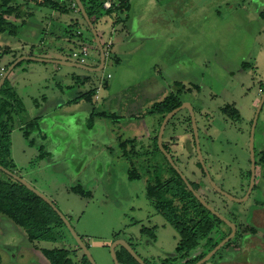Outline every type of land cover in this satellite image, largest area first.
Instances as JSON below:
<instances>
[{
  "label": "rangeland",
  "instance_id": "rangeland-1",
  "mask_svg": "<svg viewBox=\"0 0 264 264\" xmlns=\"http://www.w3.org/2000/svg\"><path fill=\"white\" fill-rule=\"evenodd\" d=\"M40 1L16 0L13 3L12 6H20L22 10L19 14L21 21H15L19 25L14 32L10 27L0 32V49L18 45L14 42L24 44V41H30L37 45L32 49L24 48L27 52L36 53L38 46L48 49L53 56L61 53L56 51L58 39L51 44L48 40L52 35L45 39L44 30L39 27L35 33L30 30L32 23L41 24L43 21L42 17L30 15L28 11L29 7L35 9ZM127 1L129 10L125 12L127 19L123 25L130 37L126 41L121 37L120 26L117 32L112 33L110 41L113 44L104 46L107 54L101 70L86 72L75 67L31 60H21L14 67L7 79L16 84L27 113L22 118L15 117L12 128L0 130V136L5 135L8 148L6 169L22 177L57 206L69 219L96 264H113L110 246L115 237L127 240L149 264H159L174 253L178 236L169 225L163 226V218L155 212L146 195L145 171L152 169L139 158L140 143L148 141L150 147L147 150L157 155L153 139L160 120L159 115L149 113V106L174 92L181 99H187L194 109L199 107L200 114L196 111L195 118L199 129L206 130L199 131L198 136L205 166L217 187L230 196L238 197L243 190V185L239 188L241 176L246 179L250 170V121L255 116L262 94L260 90L264 86V2ZM68 4L71 6L70 0ZM15 14L13 10V14L3 17L12 23ZM77 15L78 28L69 23L62 26L53 20L68 37L74 39L69 44L62 38V47L65 48L62 56L75 61L72 51L80 52L84 46L88 50L86 64L95 66L99 54L93 35L81 14ZM111 21L109 16H103L94 22V27L102 31L103 27L111 25ZM77 30L82 34H76ZM15 32L16 36H13ZM98 35L101 40L105 39L101 33ZM10 55L0 54V73L7 67ZM110 56L112 64L108 62ZM14 76H17V82L11 79ZM76 79L79 80L77 83ZM96 87H99L98 99L94 96L90 101L78 98L76 103L65 107V114L59 111L46 116L41 114L51 111L60 101L76 97L77 89L96 91ZM233 106L242 117L239 124L231 121L230 109L228 113L224 110ZM135 110L139 113L138 119L132 117ZM95 112H104V115L101 117ZM204 112L205 117L201 115ZM187 114L183 109L176 116ZM174 119L171 118L170 122ZM170 122L165 128L164 138L169 132ZM256 125L253 150L258 181L259 149L262 138L264 140V132L261 133L264 131V103ZM179 136L184 137L189 148L181 143L170 150L171 154L179 156L185 164H193L197 158L192 153L188 155L193 149L191 135L187 132L179 133ZM123 141H127L124 148L120 146ZM124 151L126 156L122 155ZM211 153L217 154L218 161L209 156ZM160 157V154L156 156L159 160ZM216 163L219 170L210 166ZM132 169L138 177L129 172ZM0 180L21 193H27L1 171ZM73 185H81L80 188L91 192V196L72 193L70 188ZM221 199L228 207L240 209L250 205V202L241 204L224 196ZM219 211L232 218L227 209L219 208ZM134 220L140 221L139 226L141 223L148 225V222L157 225L156 238L135 236L138 226L132 225ZM6 224L10 225V235H7ZM62 226L55 227L58 237L54 242L30 244L23 239L21 245H16L23 231L16 225L13 230L12 222L0 214V255H3V262L50 264L41 250L58 248L67 250L76 264L82 252L67 228ZM224 231L227 232L225 227ZM203 251L206 249L198 253ZM119 252L120 247H116L115 253ZM219 254L220 251L215 257ZM4 255L9 256L10 263L6 262L8 258ZM188 256L191 259L194 254Z\"/></svg>",
  "mask_w": 264,
  "mask_h": 264
},
{
  "label": "flooded vegetation",
  "instance_id": "flooded-vegetation-1",
  "mask_svg": "<svg viewBox=\"0 0 264 264\" xmlns=\"http://www.w3.org/2000/svg\"><path fill=\"white\" fill-rule=\"evenodd\" d=\"M65 2H66L65 3L66 8H65L64 13H66L68 11L70 12L71 10H75L77 12V14L80 15V12L77 9V6L75 5V3H71V6H70V4H68L67 0H65ZM103 7H105V6L103 5ZM21 12H22V10H21ZM99 13H100V11H99ZM90 19H91V17H90ZM94 21L95 20L92 21L93 24H94ZM100 41L102 43L103 49H104V46L110 47L112 44L111 41L109 42V44H107L106 43L107 39H104V40L100 39ZM104 53H105V57H106L107 50L104 49ZM111 60H113V58H111ZM75 61L79 62L76 59H75ZM115 61H117V59ZM79 63H81V62H79ZM82 63L86 64V60ZM4 71H5V68L2 69V73ZM83 71H85V70H83ZM86 72H88V71H86ZM2 73H0V76L2 75ZM109 76H110V74H107V77H109ZM9 85L13 89H15L14 86L10 83V80H9ZM98 90H99V87H96V91H94V93H93V96L95 99H98V97H99L97 94ZM160 90H161V88H160ZM180 90H177V92L179 93ZM263 90H264V88L262 87V89L260 91L262 92ZM89 91L90 90H88L86 92H89ZM86 92H83L82 94H84ZM187 92H188V90H187ZM16 93H17V91H16ZM164 97H166V96H164ZM163 98H161L159 100H155L152 103L160 102L163 100ZM178 98L180 99V103L177 106H180L182 104V102H189L187 99H181L180 96H178ZM177 106H174V107H177ZM256 108H257V106H256ZM183 109L187 110L188 114L184 115V116L183 115L176 116V114ZM183 109H180L179 111L176 112V114H174L171 117V118H175L172 122H170L171 118L167 121V123L165 124V127L163 129V134H162V138H161V145H162L163 149L167 152V154L170 156L172 162H170L167 159V157L163 154V152L161 151L160 147L157 144L158 131L156 132V135H155L153 140H154V150H156V154L161 155L160 160L156 158L157 155L154 156L153 155L154 153L151 154L150 151L147 150V148L150 147V144H148L149 143L148 141H147V143L146 142L140 143L139 158L142 160V163L144 165H146V167H148V168L151 167V169H152L151 171L150 170L145 171L146 175H147L146 185H145L147 198L149 199V201H151V203L155 209V212L163 218V220H164L163 226L165 227L166 225H169V227H171L178 236L177 243H176L175 248H174V253L172 255H169V256L163 258L161 260V263H159V264H194L198 260L203 258L210 250H212L222 239H224L226 236H228L231 232V228L229 227V225H226L222 220H220L216 215H214V213L209 211L207 209V207L202 204L200 199H198L193 194L192 190H190V188L186 185L181 174L186 178V181L191 185L193 191H195L199 195V197L203 201H205V203H207L211 208H213L214 211L221 214V212L219 211V208H222L223 210L227 209V211H229L232 218H227L223 214H221V215H223L226 219H228L234 225L233 237L230 238L223 246H221V248L218 249L210 257V259L203 262L202 264H217L219 262V259L223 255H225V251L228 249L232 250V255H233L232 259L234 258L235 264H263L264 263V256H261L262 253H264V140H263V138L261 140L262 147L259 149V168H260L259 173L260 174L258 176L259 177L258 181H257V174L255 171L256 170V167H255L256 161H255L254 178H253V184L251 186V189L249 190L250 182H251V174H252L251 163H250V170L248 171V174H246L247 178L243 179V176H241L240 184H239V188L241 185H243V190H241L242 192L238 197L242 198L243 196H245L246 193H248V197H247L246 201L242 202V203H249L250 202V205L243 206L240 209L234 208L233 206L228 207L227 205H225V203L221 199V198H223V196L224 197H226V196L223 195L220 191H218L217 189H215L211 185L210 180H209V179H211V177L209 175V170L205 166L204 161H203V163H204V166L206 168V171L204 170V168L202 167V165L200 164V162L198 160L196 148H195V139H194V134H193V129H192L190 113H189V110L187 107H184ZM192 109L194 111V114L196 113V111L200 114L199 107L197 109H194L192 106ZM228 109H230V111L232 113L231 121L233 123L238 122L237 124H239V122L241 123L242 117L240 116L238 109L234 106L232 108H228V107L224 108V110L226 112ZM205 113L206 112H204V115L203 114H201V115L205 117L206 116ZM24 114H25V111L22 113L20 118H22L24 116ZM152 115H157V116L159 115L160 116L159 117L160 120L158 122V130H159V126L161 124V121H162L164 115L161 116L158 113L152 114ZM257 118H258V116H257ZM205 121H206V119H205ZM169 122H170L169 129H168L169 132H168L166 138H164L163 135L165 132V128ZM256 122H257V119H256ZM256 122H255L254 130H253V145H254L255 128L257 126ZM252 124H253V119L250 121V125H252ZM196 126H197V135L198 136L200 134L199 131H201V133L206 132L205 128L204 129L202 128L201 130L199 129L197 121H196ZM250 130H251V128H250ZM174 131L177 132V134H175ZM239 131H240V128H239ZM187 132H188V134L191 135V139L193 142V149L189 150L188 155L190 153H192V154H194V158L195 157L197 158V161L194 159L193 164L192 163L191 164L190 163L185 164V162L181 161L179 156L174 157L171 154L172 148L181 144V143L184 147L189 148V143H187V141L184 139V137L180 138V136H179V133L182 134V133H187ZM263 132L264 131L261 130V133H263ZM250 133H251V131L249 132V143H250ZM198 142H199V138H198ZM125 143H126V141H125ZM209 156L214 158V161H218L217 154L211 153V155L209 154ZM175 166L177 167L178 170L175 168ZM181 166L185 169L186 172L181 168ZM188 166H191V168H189ZM210 166H215V169L219 170L217 163L214 165L211 164ZM2 167L6 169V167H4V166H2ZM1 171L4 172L3 170H1ZM8 171H10V170H8ZM10 172H13V171H10ZM4 173H6V172H4ZM6 174L8 176H10L12 179H14L16 182L20 183L18 180L13 178L10 174H8V173H6ZM14 174H16V173H14ZM17 176H19V175H17ZM133 177H134V175H133ZM20 178H22V177H20ZM174 181L179 182L180 187H181L180 189L182 191V195L173 194V191H174L173 182ZM20 184H22V183H20ZM80 186L81 185H73V186H71L72 188H70V190L74 194L90 197L91 192L83 191L80 188ZM211 186L213 187V189H211ZM148 187H149V190H150V188H153L152 192L154 193V196L151 197L150 195H148ZM219 189H221V188H219ZM183 194H184V197H183ZM251 198H252V200L249 201ZM155 203H158V204L155 206ZM217 206L219 208H217ZM162 207L169 210V211L175 212L176 217L182 221L179 220L178 225L171 223L164 216L163 212L161 211ZM0 214L12 222L13 230L15 229L14 226L16 225L21 229V231H23V234H19V235H21V240H20V242H17L16 245H21L20 243H22L23 239H26L28 242H30V244L31 243L33 244L36 242H41V241L48 242V241L42 240V239L30 238L27 235V232L24 229V227L19 225V223H17L15 220L3 215L2 213H0ZM58 217L60 218L59 215H58ZM61 221H62V219H61ZM68 221H69V219H68ZM139 222L140 221H136V220L131 222L133 226H138V229H136V233H134L135 236L143 235V236H146L148 238L150 237L151 239H155L158 226L155 224H151L149 222H148V225L141 223L139 226V224H138ZM62 223H63V221H62ZM208 223H210V225H211L209 230H207V224ZM62 225H59V226L66 227L64 223ZM224 227L227 229V232L224 231ZM6 229L8 230L7 235L8 234L10 235L12 232L10 233L11 228H10L9 224H6ZM11 236H13V235H11ZM114 239L115 240L113 241L112 244L117 242L115 247H114V252H115L116 247H120L119 254L115 253L119 264H129V263L130 264H142V263L143 264H149L148 260L143 259L141 256H139L133 250V248L131 247V244L127 240L125 241L123 239H118V237H115ZM120 240L125 242L131 248V250L142 261V263L139 262V260L136 259L128 251V249L125 246H123L121 243H118V241H120ZM50 242H54V241H50ZM137 242H138V240H137ZM192 242H194L193 246H192ZM76 244H77V242H76ZM181 244L183 245V247L181 246ZM84 245H85V243H84ZM79 248H80V246H79ZM52 249H42L41 250L42 255L46 258V260L49 263H50V261L47 259L44 251L52 250ZM56 249H58V248H56ZM205 249H206V251L198 253L200 250H205ZM80 250L82 252V256H81L79 262H76V264H80V261H82L83 255L86 257V255L84 254V252L82 251L81 248H80ZM219 251H220V254L217 255L216 256L217 258H216L215 255L218 254ZM190 254H194V256H196V257L194 258V256H193L191 259H189L188 255H190ZM4 256H7V258H8L6 260V262L10 263V262H8L9 256L8 255H4ZM68 256H69V252H68ZM69 257H71V256H69ZM2 258H3V255H0V264H5L2 260ZM224 258L229 259L230 254H229V256H225ZM87 260H88V258H87ZM72 261H74V260L72 259ZM221 261H224V260H221ZM112 262H113V260H112ZM17 263H18V261H17ZM36 264H42V263H36ZM113 264H114V262H113Z\"/></svg>",
  "mask_w": 264,
  "mask_h": 264
},
{
  "label": "trees",
  "instance_id": "trees-1",
  "mask_svg": "<svg viewBox=\"0 0 264 264\" xmlns=\"http://www.w3.org/2000/svg\"><path fill=\"white\" fill-rule=\"evenodd\" d=\"M16 0H0V13L2 14L0 18V32H3L7 27H10L13 32L16 27L8 21L3 15L13 14V10L16 11L15 16L19 17L21 13L20 6H12ZM85 10L89 17H92L99 9L103 7L104 0H81ZM74 3V0H70ZM65 0H42L38 3V6L49 7L53 10L60 12H65ZM18 12V14H17ZM18 27V26H17ZM16 33V32H15ZM13 33V34H15ZM10 63H8L9 65ZM7 65V66H8ZM7 67H5L6 69ZM264 87V86H263ZM94 91L90 90L84 94H81L79 99L91 100ZM75 98L73 101L76 102L79 99ZM72 102V101H71ZM180 103V99L174 92H170L166 97L160 102H154L149 108V113L160 114L163 116L165 113L170 111L174 106ZM25 111L22 99L9 85L8 79H6L0 89V130L12 128V123L15 117H20ZM92 114L94 113V108H92ZM99 116H103L104 112H95ZM113 115V114H112ZM5 135L0 136V164L6 167L8 160V148L5 143ZM30 144H33L28 138ZM128 141V140H127ZM126 141V142H127ZM122 148L125 146V141L121 142ZM126 156V152L122 154ZM9 163V162H8ZM1 171V170H0ZM2 172V171H1ZM131 174L136 176L134 169L130 170ZM10 177V176H8ZM138 177V175L136 176ZM11 178V177H10ZM12 179V178H11ZM13 180V179H12ZM17 186L21 189L26 190L25 193L13 188V186H8L0 180V213L15 220L19 225L24 227L27 235L32 239H42L46 241H55L58 237V233L55 229L56 226L62 225L61 219L53 211V209L44 202L40 197L35 195L33 192L28 190L22 184L17 182ZM174 191L175 195H182L181 187L179 182L174 181ZM153 188L148 187V195L154 196L152 192ZM184 197V194H183ZM158 203H155V206ZM159 207V206H158ZM164 216L173 224L178 225V219L175 212L169 211L165 208H161ZM182 221V220H180ZM210 223L207 224V230L210 228ZM194 242H192V246ZM183 247V245L181 244ZM47 259L51 264H74L71 257L68 256V251L64 249H52L44 251ZM80 264H90L87 258L83 255Z\"/></svg>",
  "mask_w": 264,
  "mask_h": 264
},
{
  "label": "water",
  "instance_id": "water-1",
  "mask_svg": "<svg viewBox=\"0 0 264 264\" xmlns=\"http://www.w3.org/2000/svg\"><path fill=\"white\" fill-rule=\"evenodd\" d=\"M75 5L77 6V9L79 10L82 18L84 19L85 23L87 24L89 30L91 31L93 38H94V42L95 45L97 47L98 50V54H99V63L97 66H89L87 64H83V63H79L76 61H70L67 59H60V58H45V57H40V56H34V55H21L19 57H17L15 60H13L5 69V71L2 73V75L0 76V89L4 83V81L8 78L9 74L11 73V71L14 69V67H16V65L21 61V60H31V61H36V62H41V63H52V64H56V65H65V66H69V67H75V68H79L81 70H85L88 72H97L99 70H101L104 66V62H105V53H104V49L102 46V43L100 41V37L94 27L93 22L91 21L90 17L88 16L85 7L82 3L81 0H74ZM264 103V90L262 91L261 97L258 101L257 104V108L255 111V116L253 118V124H252V128H251V133H250V143H249V151H250V163H251V182H250V188L253 184V178H254V165H255V158H254V150H253V130H254V126H255V122L258 116V113L260 112V109L262 107ZM184 107H187L190 113V118H191V123H192V129H193V134H194V139H195V148H196V153H197V157L198 160L200 162V164L202 165V167L204 168V170L206 171V168L204 166L203 163V159L201 156V151H200V147H199V142H198V135H197V126H196V119H195V114L194 111L192 109V106L189 102H182V104L180 106L174 107L172 108L170 111H168L162 121L161 124L159 126V130H158V135H157V144L160 147L161 151L163 152V154L167 157V159L171 161L170 156L167 154V152L163 149L162 145H161V138H162V134H163V129L165 127V124L167 123V121L174 115L176 114L177 111H179L180 109H183ZM175 168L177 169V167L175 166ZM0 169L3 170L4 172L10 174L13 178H15L16 180H18L20 183H22L25 187H27L29 190H31L32 192H34L36 195H38L41 199H43L45 202H47L52 208L53 210L60 216V218L62 219L63 223L65 224V226L67 227V229L69 230V232L71 233L72 237L75 239V241L77 242V244L80 246V248L82 249V251L84 252V254L86 255V257L88 258L89 262L91 264H96L95 261L93 260L91 254L89 253L87 247L84 245V243L82 242V240L80 239V237L76 234V232L74 231V228L71 226L70 222L68 221V219L57 209V207L49 200L48 197H46L44 194H42L40 191H38L37 189H35L32 185H30L28 182H26L24 179L20 178L19 176H17L16 174H14L13 172L8 171L7 169L3 168L0 165ZM178 170V169H177ZM179 172V171H178ZM180 173V172H179ZM181 174V173H180ZM182 178L184 179L186 185L190 188V190H192L193 194L200 199V201L202 202V204L204 206L207 207V209L209 211H211L212 213H214V215H216L220 220H222L226 225H229V227L231 228V232L228 236H226L224 239H222L212 250H210L203 258H201L200 260H198L196 263L194 264H202L203 262L207 261L208 259H210V257L218 250L221 248V246H223L230 238L233 237L234 235V225L232 222H230L228 219H226L223 215L217 213L216 211L213 210V208H211L207 203H205V201H203L199 195L193 191L191 185L186 181V178L181 174ZM210 180L211 185L217 189L218 191H220L223 195H225L228 199L234 201V202H238V203H242L245 202L247 197H248V193L245 194V196H243L242 198L239 197H233L228 195L225 191H222L221 189H219L214 182ZM117 242H115L114 244H112V246L110 247V254H111V258L114 262V264H119L118 260L116 258L115 252H114V247L116 245ZM118 243H121L123 246H125L128 251L136 258L139 260V262L142 263V261L135 255V253L131 250V248L123 241H118ZM232 252L231 249H228L225 251V254L227 256H229V254ZM143 264V263H142Z\"/></svg>",
  "mask_w": 264,
  "mask_h": 264
},
{
  "label": "crops",
  "instance_id": "crops-1",
  "mask_svg": "<svg viewBox=\"0 0 264 264\" xmlns=\"http://www.w3.org/2000/svg\"><path fill=\"white\" fill-rule=\"evenodd\" d=\"M68 1L69 0H67V2ZM106 1L109 2V6L107 7V5H105V7H102L101 9H99L91 17V20L92 21L93 20L96 21V20L100 19L103 16H109L110 19L112 20L111 21V25H109V27H106V28L103 27L102 28V31H98L97 28H96L97 33L98 32H99L98 34L101 33L102 35H104V37H105V39H107V41H110V38H111L112 33L117 32L118 31V27L120 26L121 27L120 28V32L123 33L122 34L123 36H121V37H123L125 41L128 40L129 39L128 37H130V33H129L128 29H126V26L123 25V24H124V22L127 19L126 18L127 14L125 12L129 10V2L127 0H104V2H106ZM157 1L158 0H155V2H157ZM262 2H264V0H262ZM28 6L29 5H27V7ZM29 8L30 9L28 11L29 12H32V13H30V15H36L37 17H39V18L42 17V19H43V21H42L41 24H39V22L32 23V25H31L32 27H31L30 30H32V32L35 33L36 30H37V27H39L40 29L44 30V36L43 37L45 39H46V37L48 35H52V37H50L49 40H48V42L51 43V44H55V42H57L56 39H58V45H57V48L56 47L55 48H56L57 53L58 52H61V53H58L59 55L53 56V55L50 54L51 52L49 53L48 49H44V48L38 47V46H37L36 53H32L30 51L27 52V51L24 50V48L32 49L37 44L33 45V44H31L30 41H29V43H28V41H24V44H20L21 42H14V43H16L18 45H16V46H13L12 45L9 48L8 47H5V49H0V54H2V53L11 54L10 55L11 56V59H10V61L8 63H10L17 56L26 55V54H28V55H34V56H40V57H45V58H60V59H65L62 56V54H63V52L65 50V48L62 47V38L64 37V40H66L69 44L70 43H73L74 39H73V37H68V34L63 32L64 29L58 27L57 25H55L53 23V20H56V22H59V25H62V26H65L67 23H69V25L72 26L73 28H78L80 26V22H79L78 17H77L78 16L77 15V12L75 10H71L70 12L68 11V12L64 13V12H60V11H57V10H52L50 8H46L44 6H38V5L36 6L35 9H31V7H29ZM45 11H46V13H44ZM99 11H100V13H99ZM47 16L50 17V19L52 20V23H51V21H48L47 20L48 19ZM14 17H12L13 19H15V20H13L12 23H13V25L15 27H17V25H19V24L17 22H15V21H21V20L19 19V17H15V18ZM263 17H264V15H263ZM9 18H11V16ZM76 34H82V32L80 30H77L76 31ZM13 36H16V33ZM85 38L86 37H84V39ZM100 39H101V36H100ZM40 43H42V41H40ZM112 44H111V46H112ZM64 46H66V45H64ZM12 50H13V52H9V51H12ZM15 50H17V51H15ZM71 55H72V53H71ZM108 62H109V64H112L113 61L111 60V56H110V59L108 60ZM96 63L98 64L99 63V60H97V62H95V64ZM44 64H46V63H44ZM104 65H105V63H104ZM22 70H26V69L23 68ZM29 72H31V69H29ZM68 76L69 75H66V77H68ZM60 77H62V76H60ZM71 77L74 79V76H71ZM11 79L12 80L14 79L16 81L17 80V76L16 77L15 76L12 77ZM78 81H79L78 79L75 80L76 83ZM11 84L14 86L15 90L19 92V93L18 92L17 93L20 96V98L23 100V97H21L20 91L18 90L17 86H15L16 84H13V83H11ZM67 86L69 87L71 85H67ZM59 88H60V86H58V89ZM77 90L78 91L76 93L77 94L76 97L70 98V99H65L63 101H60L59 104L58 105L56 104L55 105L56 107H54L51 111L49 110V111H46V112L41 113V114L43 116H46L47 114L57 113V111L64 113L65 107H68L67 105L69 103H76L77 101L74 102L73 100L75 98L80 97L81 94L83 93V91H80L79 89H77ZM25 112L27 113V111H25ZM132 117L134 119H138L139 118L138 111L135 110L134 113H132ZM29 119H31V118H29ZM225 256H227V255L226 254L223 255L219 259V262L217 264H235L234 258L232 259V257H233L232 252L230 253V258L229 259L224 258ZM221 260H224V261H221Z\"/></svg>",
  "mask_w": 264,
  "mask_h": 264
},
{
  "label": "built area",
  "instance_id": "built-area-1",
  "mask_svg": "<svg viewBox=\"0 0 264 264\" xmlns=\"http://www.w3.org/2000/svg\"><path fill=\"white\" fill-rule=\"evenodd\" d=\"M104 6L107 5V7L109 6V2L106 1L104 2L103 4ZM110 41H107L106 43L109 44ZM72 56L76 58V60H78L79 62H84L85 61V57L88 56V50L86 47H82L80 49V52H76V51H73L72 52Z\"/></svg>",
  "mask_w": 264,
  "mask_h": 264
}]
</instances>
